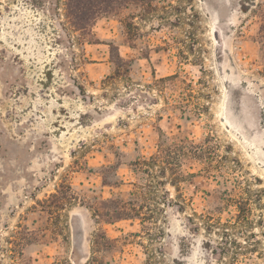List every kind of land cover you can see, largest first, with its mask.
<instances>
[{
	"label": "rangeland",
	"instance_id": "1",
	"mask_svg": "<svg viewBox=\"0 0 264 264\" xmlns=\"http://www.w3.org/2000/svg\"><path fill=\"white\" fill-rule=\"evenodd\" d=\"M260 1L122 0L80 29L0 0V264H264ZM161 133L193 147L175 186L133 165Z\"/></svg>",
	"mask_w": 264,
	"mask_h": 264
},
{
	"label": "trees",
	"instance_id": "2",
	"mask_svg": "<svg viewBox=\"0 0 264 264\" xmlns=\"http://www.w3.org/2000/svg\"><path fill=\"white\" fill-rule=\"evenodd\" d=\"M121 1L122 0H65V16L69 19V22L73 24V27L79 26L80 29H84L86 26H89L91 24V21L95 20L96 16H98V14L104 10H107V12L118 11L117 13H119ZM100 10L102 11L100 12ZM253 15L259 23L257 32V43L259 45L258 62L261 69L260 75L264 77V0L260 1L255 6ZM108 46L111 50L115 49L112 44H109ZM115 58L118 61H121V58L117 53ZM165 81L175 83L174 85H176V83L185 84L184 81L179 80L176 75L159 79V83ZM190 93L191 92H189V94ZM189 96L192 95L190 94ZM205 108L206 107L203 105H197L196 111L197 113H199L200 111L205 110ZM170 141L171 140L169 137L161 133L159 137L157 152L149 158L141 157L140 159H137L133 164L135 166V171L148 172V177L150 179H154L156 175L149 172V169H151L152 167L159 168V174H165L168 171L171 176L170 184L172 186H175L177 182H180V180L184 179L185 177L180 171V159L190 154L192 145L187 144V139H182L178 140V143H180L179 147L176 149H172L171 143H169ZM157 183L161 184L160 181H158ZM70 188V185L61 183L55 194L50 195L49 199L47 200H43L41 202L36 201V205H40L43 208L42 205L51 201V205L49 207L47 206V213L51 216H57V212L63 209V207L67 203L76 200L75 194L71 191ZM96 216L100 217L99 214H96Z\"/></svg>",
	"mask_w": 264,
	"mask_h": 264
}]
</instances>
